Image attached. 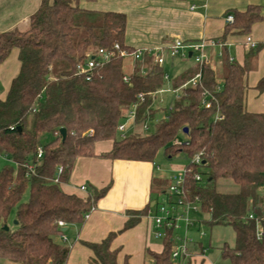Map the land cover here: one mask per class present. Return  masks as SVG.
I'll return each mask as SVG.
<instances>
[{
	"label": "trees",
	"instance_id": "1",
	"mask_svg": "<svg viewBox=\"0 0 264 264\" xmlns=\"http://www.w3.org/2000/svg\"><path fill=\"white\" fill-rule=\"evenodd\" d=\"M97 1L41 0L26 31L0 34V64L17 49L21 65L6 98H0V155L18 166L14 171L6 164L0 171V258L18 264H69L71 249L61 240L64 229L82 226L111 184L99 191L93 188L89 197L81 198L65 193L52 180L63 167L60 180L67 183L77 158L97 157L96 143L113 141L112 150L99 157L154 162L161 150L168 156L185 152L192 159L202 154L201 167L208 169V181L215 184L229 178L239 191L221 193L202 186V176L196 180L199 168L190 164L185 173L188 199L199 200L201 211L209 215V226H230L235 231V245L222 246V258L228 264H264V114L250 113L246 106V75L264 46L250 50L243 66L224 53L221 75L209 64L195 63L178 77L170 76L171 87L177 90L202 71L201 85L182 89L167 114L157 119L153 95L167 83L168 70L152 56L134 61L130 72L118 54L104 62L96 57L89 75L79 73L78 66L85 65L98 49L112 51L119 46L129 53L137 49L126 43L125 13L83 6ZM229 15L234 22L227 25L222 42L233 34L250 36L263 19L261 9L254 6ZM256 89L264 92V77ZM205 91L215 98L212 109L203 105ZM139 94L146 99L139 105L134 128L120 138L118 126ZM217 113L221 120H216ZM148 121L154 122V129L147 132ZM61 129L67 131L65 139ZM181 133L187 139L175 145ZM46 134L53 139L43 144ZM39 148L43 149L40 160ZM26 163L34 165L33 173L24 168ZM27 192L29 200L24 202ZM155 207L149 204L142 211L129 212L121 232L133 228ZM60 222L66 226L60 227ZM117 235L111 233L100 243L83 242L93 252L91 264H118L119 250L112 249ZM173 235L169 231L162 240L161 253L147 251L152 259L148 264H175Z\"/></svg>",
	"mask_w": 264,
	"mask_h": 264
},
{
	"label": "crops",
	"instance_id": "2",
	"mask_svg": "<svg viewBox=\"0 0 264 264\" xmlns=\"http://www.w3.org/2000/svg\"><path fill=\"white\" fill-rule=\"evenodd\" d=\"M83 6L90 10L125 13L128 17L126 43L134 48L165 46L176 39L224 44L223 47L207 49L209 65L219 75L222 74L224 53L243 66L250 51L246 48L247 35L233 34L225 42L221 41L230 12H245L250 6L259 7L263 19L253 26L249 37L257 46H264V0H98L95 3H84ZM31 16L24 21L22 29H16L13 25L0 34L13 30L26 31ZM18 56L19 51L14 49L0 64V85L4 89L1 99L6 98L13 79L20 72ZM188 62L185 58L171 60L170 70H181V75L191 67L187 65ZM250 64L246 75L247 110L254 114H264V92L260 93L256 89L264 77V48L256 53ZM170 70L168 74L171 76ZM219 80L222 85L223 81ZM178 94L180 91L175 96ZM112 148L113 141L96 143L97 157L77 158L69 181L61 185L65 193L87 198L93 188L99 191L111 184L109 191L97 202L96 209L82 226L67 227L64 245L71 249L69 264H91L93 252L83 242L100 243L111 233H118L112 242V249L119 250L118 264H148L152 259L147 251L161 253L164 249L162 240L153 236L152 215L155 209L142 217L133 228L121 232L129 219V212L142 211L149 204L151 207L156 206L166 192L160 191L155 201L153 184L158 172L155 162L113 161L99 157L109 153ZM83 185L88 188L85 192L80 189ZM152 203H155L154 206ZM201 227L198 224L192 230L201 232ZM200 237L194 238L197 242L190 247V257L180 258L175 264H208L205 258L211 250L212 241L206 235ZM205 237L208 238L207 243Z\"/></svg>",
	"mask_w": 264,
	"mask_h": 264
},
{
	"label": "built area",
	"instance_id": "3",
	"mask_svg": "<svg viewBox=\"0 0 264 264\" xmlns=\"http://www.w3.org/2000/svg\"><path fill=\"white\" fill-rule=\"evenodd\" d=\"M226 21L228 24H232L234 22V17L232 15L227 16ZM220 46L223 47L224 44L216 41H207L200 40L195 42H185L180 39L174 40L172 43L165 46L158 47H141L137 48L134 52L129 53L127 50H121L119 46L115 47V50L109 51L106 49H98L93 57L87 61L85 65L80 64L78 66V71L80 74L87 75L90 70L95 68L96 62L95 58L98 57L102 62L109 61L113 57L120 56L122 58L131 57L135 62L141 60L145 55L152 56L156 64L160 67H165L167 64V59H178V58H187L191 54V58L194 60L196 64L199 66H204L209 64L207 49L209 47ZM257 47V44L252 40L251 37H247L246 40V48L247 50H252ZM222 57L223 54H220ZM89 75V74H88ZM125 81L129 80V77L124 78ZM165 81L167 83L170 82L171 78L169 74L165 75ZM202 80V71L200 70L190 81L184 84L180 89L173 90L174 94L177 92H181L182 89L193 86L196 87L201 85ZM220 90V88H218ZM160 92V91H159ZM155 93L153 95V99L159 93ZM146 96L145 94H139L138 102L132 104L129 108L126 109L124 113L123 121L118 126V133L120 138H125L127 134L134 128L135 120L137 118L139 105L145 102ZM215 98L208 91L203 93V105L206 109H212L214 106ZM171 109V108H170ZM223 117L217 113L216 120H221ZM145 131H149L148 122L144 126ZM91 131L89 135H92ZM175 145H182L183 143L177 139L174 141ZM43 155V149H38L37 159L40 160ZM191 164L195 167H201L202 164V154H196L192 159ZM24 168L27 169L28 173L34 172V165L31 163H26ZM191 171V170H190ZM64 172L63 167H59L57 169V173L55 178L52 180L55 184H59L60 186L63 184L60 180L61 175ZM186 173V172H185ZM196 180H201V175H196ZM186 180L185 174L184 176H179V178H173L168 186L166 192L163 193V197L157 203L154 208L155 211L152 215V223H153V236L156 239L163 240L169 231H173V239H174V248L172 253V260L174 263L180 258L190 257V244L194 243V240L190 237L189 232L191 229L196 227L199 221L195 220L191 217V213L200 212V203L199 200L196 199L194 201H190L188 199V191L186 189ZM82 191H87L86 186H81ZM90 217V214L85 216V220ZM253 217L250 216V219ZM60 227H65L66 225L63 222L59 223ZM184 226L185 236L181 237L177 235L175 232L180 230L181 227ZM200 235L204 237L206 234L204 232H200ZM61 240L64 242L66 240L65 236H61Z\"/></svg>",
	"mask_w": 264,
	"mask_h": 264
},
{
	"label": "rangeland",
	"instance_id": "4",
	"mask_svg": "<svg viewBox=\"0 0 264 264\" xmlns=\"http://www.w3.org/2000/svg\"><path fill=\"white\" fill-rule=\"evenodd\" d=\"M41 0H0V33L7 31L11 26L17 27L16 29H22L24 21L28 20L29 17L38 9ZM172 59H167V64L165 68L169 71ZM175 60V59H174ZM134 60L131 57H126L124 60V66L126 71L130 72L133 68ZM187 65L194 66L195 62L192 59H189ZM179 66V65H178ZM180 69V67H179ZM181 73V70L178 69L176 71L170 70V74L173 78L178 77ZM4 89L0 85V96L3 95ZM175 94L171 87L170 82L166 83L162 90L155 96L153 99V109L154 116L159 119L164 114H167L168 110H170L172 103L174 101ZM148 126L150 131L154 128V122L148 121ZM52 134H46L43 137L42 143L47 144L52 141ZM178 139L184 143L187 139V136L184 133H181ZM156 164V168L158 172L156 173L154 184H153V197L155 201H157V196L160 191H165L168 189L170 181L173 178H179V176H184L186 172V168L191 164L192 157L185 153L181 152L177 155H166L164 150L158 152L154 160ZM8 164L11 166L14 171H18V166L14 163H11L10 160L4 156L0 155V171L4 167V165ZM198 172L202 176V186H212L217 189L218 192L221 193H237L239 191V186L233 182V180L219 179L215 184L208 181V169L206 167H199ZM29 200V192H27L24 196L23 201L27 202ZM15 213L11 215L10 224L14 223ZM191 217L195 220L199 221L202 227L201 232H204L207 237L211 238L212 246L209 254L206 256V261L208 264H228L222 258V246L224 244H228L230 247L235 245L236 234L232 227L230 226H215L211 227L208 225V221L210 220L209 215L204 212H192ZM192 230V229H191ZM190 230V231H191ZM177 235L184 237L185 230L184 226L181 227L180 230L175 232ZM190 237L195 241L194 238L200 237V232L196 230H192L189 232ZM204 241V239H202ZM208 238L205 237V243H207ZM192 244H190V247ZM0 264H18L13 263L9 260L0 258Z\"/></svg>",
	"mask_w": 264,
	"mask_h": 264
},
{
	"label": "water",
	"instance_id": "5",
	"mask_svg": "<svg viewBox=\"0 0 264 264\" xmlns=\"http://www.w3.org/2000/svg\"><path fill=\"white\" fill-rule=\"evenodd\" d=\"M189 56L191 57V54H190ZM184 133L187 134V133H188V130L185 129V130H184ZM60 134H61V136H62V139H65V137H66V135H67V131H66V129H61V130H60ZM154 204H155V203H152V206H154ZM15 224H16V222H15ZM5 229L8 230L9 228L6 227ZM66 231H67V228L64 229V232H66Z\"/></svg>",
	"mask_w": 264,
	"mask_h": 264
}]
</instances>
